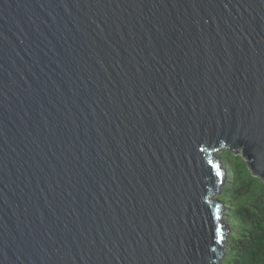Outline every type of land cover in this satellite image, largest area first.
<instances>
[{
	"label": "water",
	"instance_id": "obj_1",
	"mask_svg": "<svg viewBox=\"0 0 264 264\" xmlns=\"http://www.w3.org/2000/svg\"><path fill=\"white\" fill-rule=\"evenodd\" d=\"M225 147L264 181V0H0V264H221Z\"/></svg>",
	"mask_w": 264,
	"mask_h": 264
},
{
	"label": "trees",
	"instance_id": "obj_2",
	"mask_svg": "<svg viewBox=\"0 0 264 264\" xmlns=\"http://www.w3.org/2000/svg\"><path fill=\"white\" fill-rule=\"evenodd\" d=\"M217 153L227 178L214 196L230 228L221 264H264V181L240 153L226 147Z\"/></svg>",
	"mask_w": 264,
	"mask_h": 264
},
{
	"label": "rangeland",
	"instance_id": "obj_3",
	"mask_svg": "<svg viewBox=\"0 0 264 264\" xmlns=\"http://www.w3.org/2000/svg\"><path fill=\"white\" fill-rule=\"evenodd\" d=\"M217 195H215V197H216Z\"/></svg>",
	"mask_w": 264,
	"mask_h": 264
},
{
	"label": "snow or ice",
	"instance_id": "obj_4",
	"mask_svg": "<svg viewBox=\"0 0 264 264\" xmlns=\"http://www.w3.org/2000/svg\"><path fill=\"white\" fill-rule=\"evenodd\" d=\"M219 174V173H218ZM219 231V230H218Z\"/></svg>",
	"mask_w": 264,
	"mask_h": 264
}]
</instances>
